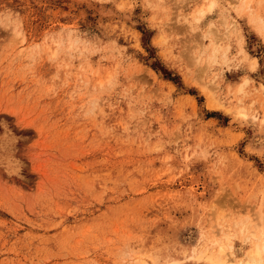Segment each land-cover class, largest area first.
Wrapping results in <instances>:
<instances>
[{
    "label": "rangeland",
    "instance_id": "374dc122",
    "mask_svg": "<svg viewBox=\"0 0 264 264\" xmlns=\"http://www.w3.org/2000/svg\"><path fill=\"white\" fill-rule=\"evenodd\" d=\"M257 241L264 0H0V264H238Z\"/></svg>",
    "mask_w": 264,
    "mask_h": 264
},
{
    "label": "bare ground",
    "instance_id": "6f19581e",
    "mask_svg": "<svg viewBox=\"0 0 264 264\" xmlns=\"http://www.w3.org/2000/svg\"><path fill=\"white\" fill-rule=\"evenodd\" d=\"M212 5H210V8ZM209 8V9H210ZM205 9H200L199 12L201 15L206 14ZM252 68H255V61L251 62ZM248 79H246L247 81ZM225 264H229L228 261ZM238 264H264V242L259 243L258 241L255 243L253 249L250 252V259L247 261H241Z\"/></svg>",
    "mask_w": 264,
    "mask_h": 264
}]
</instances>
